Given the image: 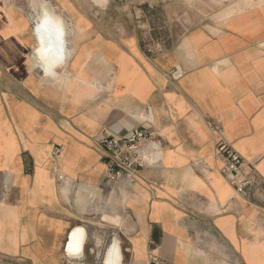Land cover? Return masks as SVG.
I'll return each instance as SVG.
<instances>
[{
    "label": "crops",
    "instance_id": "1",
    "mask_svg": "<svg viewBox=\"0 0 264 264\" xmlns=\"http://www.w3.org/2000/svg\"><path fill=\"white\" fill-rule=\"evenodd\" d=\"M43 4L63 23L47 22ZM155 6L220 17L152 51L99 18ZM226 8L0 0V264H109L113 247L111 264H150L154 247L164 264H264V1ZM136 129L155 132L156 163L112 183L97 141ZM222 142L257 162V198L222 174ZM104 211L122 225L103 228Z\"/></svg>",
    "mask_w": 264,
    "mask_h": 264
},
{
    "label": "built area",
    "instance_id": "2",
    "mask_svg": "<svg viewBox=\"0 0 264 264\" xmlns=\"http://www.w3.org/2000/svg\"><path fill=\"white\" fill-rule=\"evenodd\" d=\"M152 51L149 45L145 46ZM155 132L152 130L136 129L130 135H113L99 138L97 143L106 155V177L112 183L125 179L129 182L138 180L141 168L156 163L154 154L156 149L150 147ZM62 148L53 152L55 159L61 155ZM218 154L223 161L222 174L235 189V192L246 199L257 198L263 192L257 174V162L244 158L233 146L222 142ZM59 180L66 179L61 172L57 173ZM150 264H164L154 247L149 251Z\"/></svg>",
    "mask_w": 264,
    "mask_h": 264
},
{
    "label": "rangeland",
    "instance_id": "3",
    "mask_svg": "<svg viewBox=\"0 0 264 264\" xmlns=\"http://www.w3.org/2000/svg\"><path fill=\"white\" fill-rule=\"evenodd\" d=\"M152 2V0H136V4H142L143 2ZM264 0H226L227 8H236L237 10L257 2H263ZM248 2V4H246ZM158 4V1L153 2ZM44 5V4H43ZM236 11V10H235ZM60 17V16H59ZM213 17H220V13H176V12H159V8L155 6L152 12H120V13H107L103 14V18L99 15V18L105 28V31L111 35H121L123 33H138L143 40L144 45L154 46L157 43V39L160 37L184 35L188 28L196 25L206 19ZM61 23L63 19L60 17ZM126 30V32H125ZM156 40L155 42L153 40ZM104 219L107 222H103V228H107L106 224L113 222L114 224L122 225V219H114L111 221L110 217L105 215ZM119 237V236H117ZM120 238V237H119ZM113 238L106 237L102 243V257L104 255L107 245L113 243ZM121 239V238H120Z\"/></svg>",
    "mask_w": 264,
    "mask_h": 264
},
{
    "label": "bare ground",
    "instance_id": "4",
    "mask_svg": "<svg viewBox=\"0 0 264 264\" xmlns=\"http://www.w3.org/2000/svg\"><path fill=\"white\" fill-rule=\"evenodd\" d=\"M43 11H44V14L46 15V20H47V22H51V21H53V20H57V21H61V19H60V17L59 16H57L56 14H54V12H52L49 8H47V6L44 4L43 5ZM41 19V18H40ZM55 21H54V23H55ZM46 24H48V23H46ZM49 24H51V23H49ZM53 25V24H52ZM44 26H45V24H44ZM59 29V28H58ZM64 34V33H63ZM60 35V34H59ZM58 35V36H59ZM61 37V36H60ZM59 37V38H60ZM63 42V41H62ZM61 43V42H60ZM61 48H62V51H63V55L62 56H64L65 55V52H66V47H65V44L64 43H62L61 44ZM43 52V51H42ZM61 53H59L58 55H59V58L61 57V55H60ZM51 55H55V54H52L51 53ZM44 56V55H43ZM45 56H47V55H45ZM55 56H57V55H55ZM63 60V57H62V59H60L59 61H56V62H54L53 63V68L54 69H56V67L57 66H59L60 64H62V61ZM57 70V69H56ZM77 238V237H76ZM73 241V240H72ZM75 242V241H74ZM76 243V242H75ZM117 246V245H116ZM116 249L113 247V249H112V251L109 253V257H108V263L109 264H111V263H113L114 262V260L118 257L119 258V255L118 254H116L114 251H115ZM118 250V249H117ZM115 263H116V261H115ZM114 263V264H115Z\"/></svg>",
    "mask_w": 264,
    "mask_h": 264
}]
</instances>
